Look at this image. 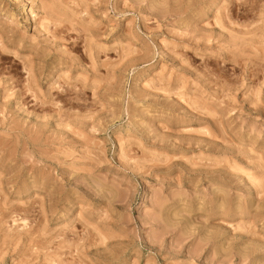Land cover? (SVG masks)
Segmentation results:
<instances>
[{
	"label": "rangeland",
	"instance_id": "rangeland-1",
	"mask_svg": "<svg viewBox=\"0 0 264 264\" xmlns=\"http://www.w3.org/2000/svg\"><path fill=\"white\" fill-rule=\"evenodd\" d=\"M0 264H264V0H0Z\"/></svg>",
	"mask_w": 264,
	"mask_h": 264
},
{
	"label": "bare ground",
	"instance_id": "bare-ground-1",
	"mask_svg": "<svg viewBox=\"0 0 264 264\" xmlns=\"http://www.w3.org/2000/svg\"><path fill=\"white\" fill-rule=\"evenodd\" d=\"M23 9V8H22Z\"/></svg>",
	"mask_w": 264,
	"mask_h": 264
}]
</instances>
